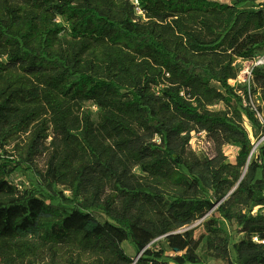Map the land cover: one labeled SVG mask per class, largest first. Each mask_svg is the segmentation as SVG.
I'll list each match as a JSON object with an SVG mask.
<instances>
[{"label":"trees","instance_id":"trees-1","mask_svg":"<svg viewBox=\"0 0 264 264\" xmlns=\"http://www.w3.org/2000/svg\"><path fill=\"white\" fill-rule=\"evenodd\" d=\"M138 1L0 0V264H264V0Z\"/></svg>","mask_w":264,"mask_h":264},{"label":"rangeland","instance_id":"rangeland-1","mask_svg":"<svg viewBox=\"0 0 264 264\" xmlns=\"http://www.w3.org/2000/svg\"><path fill=\"white\" fill-rule=\"evenodd\" d=\"M221 1L229 2L230 0H221ZM86 106L95 110V107L93 106V104L91 102L87 103ZM214 108L215 109H222L223 104L217 103V104H215ZM263 113H264V110H263ZM94 117L96 118V115ZM245 126L251 134L253 145H254L253 153L256 154L257 150L259 149V147L264 142V134L262 136H261V134H256V132H254V130L252 129V127L248 121H245ZM22 138H26V136L22 135ZM13 147H14V144H11L10 146L7 147V150H8L7 153H4V151H0V154H2L5 157L12 158L11 155H9V154H10V152L13 151V149H12ZM189 148L198 156H205V155L214 156L213 143L210 141V139L208 138V136L205 132H201V133L195 132V131L192 132ZM224 150H225V153L227 155V160L229 162L235 163L236 162V156H237V153L239 150L238 146L237 145H232V146L228 145L224 148ZM254 154H253V156H254ZM47 157H48L47 152H45L43 154H39L35 160L37 167H39L40 169L45 168ZM22 177L23 176L19 173L14 174V179L17 182H19V180L21 181ZM212 212L213 211L209 212L206 217L196 221L195 223H193L190 226L191 228H194V230H195L194 231L195 237H198L199 235H201L202 233L205 232V222H206V220H208L212 216ZM241 237H242V234L236 235V240H239ZM161 241H163V238L159 239V242H161ZM159 242H157L156 244H158ZM123 248L126 250V252L130 256H136L134 247L128 241H125L123 243ZM210 264H224V263L221 260H214L211 258Z\"/></svg>","mask_w":264,"mask_h":264},{"label":"built area","instance_id":"built-area-1","mask_svg":"<svg viewBox=\"0 0 264 264\" xmlns=\"http://www.w3.org/2000/svg\"><path fill=\"white\" fill-rule=\"evenodd\" d=\"M134 1L137 5L138 12L142 13V10L139 7V1ZM234 65H238V76L235 79H231L229 83L233 86L242 85L246 87L248 99L245 97V95H243L241 91H239V93L243 95V103L246 106H251V108L256 111V114L261 122L264 124V102L260 100L259 92L253 93L252 91L254 70L259 67H264V53L259 54L251 60L237 59ZM259 106L262 107V110L259 109ZM257 213H259V207H255L252 211V214L254 215H256ZM253 240L255 242H261L264 244V239H261L258 236H254Z\"/></svg>","mask_w":264,"mask_h":264},{"label":"water","instance_id":"water-1","mask_svg":"<svg viewBox=\"0 0 264 264\" xmlns=\"http://www.w3.org/2000/svg\"><path fill=\"white\" fill-rule=\"evenodd\" d=\"M138 258H139V255L136 257V261L138 260Z\"/></svg>","mask_w":264,"mask_h":264}]
</instances>
